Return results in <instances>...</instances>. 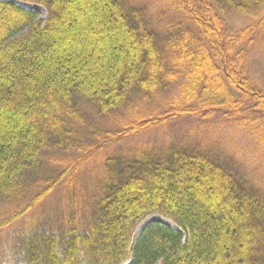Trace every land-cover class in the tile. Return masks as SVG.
I'll use <instances>...</instances> for the list:
<instances>
[{
  "label": "trees",
  "instance_id": "1",
  "mask_svg": "<svg viewBox=\"0 0 264 264\" xmlns=\"http://www.w3.org/2000/svg\"><path fill=\"white\" fill-rule=\"evenodd\" d=\"M149 5L0 0V264H264L262 169L248 180L201 148L239 142L263 167L264 87L248 65L264 63V0ZM179 119L202 123L159 150L114 149ZM52 154L59 172L30 177ZM59 187L51 224L28 226ZM154 215L174 227L135 244Z\"/></svg>",
  "mask_w": 264,
  "mask_h": 264
},
{
  "label": "rangeland",
  "instance_id": "2",
  "mask_svg": "<svg viewBox=\"0 0 264 264\" xmlns=\"http://www.w3.org/2000/svg\"><path fill=\"white\" fill-rule=\"evenodd\" d=\"M141 5L150 7L155 0H140ZM23 6L35 9L40 13L41 18H46L47 13L46 10L42 7L31 5L24 3ZM152 7V6H151ZM38 8H42L43 11H41ZM151 11V10H150ZM248 69L252 72L253 77L259 83L260 86L264 87V63L263 61L257 57L252 58ZM88 121L91 122L95 127L98 128V130H110L112 129V123L106 119H101L97 117L94 113H89ZM202 122H198V120L195 119H179L176 120L164 127L151 130L145 134H142L134 139H131L129 141H125L122 144L118 145L114 149L117 151H126V150H133L137 147H141V145L147 143L148 145H151L152 148H155L157 150L161 149L165 144L168 143H176L179 142L182 136L187 132L188 129L195 128L197 129L199 125ZM116 129H119V127H116ZM224 136V135H223ZM227 138L231 139H237L233 136H226ZM210 139V138H209ZM220 139L225 142H228V140L223 139L220 137ZM203 144L201 145V148L205 150L208 153H211L215 156H220L226 160L225 157H231L234 158L236 161L235 167L236 170L242 174L241 176L251 180V179H258V176L260 175L261 169H262V177L264 178V163H262L263 167H258L260 163H258L259 159L255 158L253 161L248 157V155L245 157L243 154L245 150L238 144L239 142H232L231 144H226L223 148L221 147L220 143L217 141H213L212 139H204ZM235 151L237 155L235 154ZM111 153V152H110ZM110 153H105L106 156H108ZM52 157H62L60 154H52V156L47 155L43 159V165H41L37 170L33 171L29 176L36 179H46L45 177H52L56 173L59 172L61 169V166H55V163L52 162ZM230 160V159H229ZM227 161V160H226ZM257 161V162H256ZM249 162V163H248ZM258 163V164H257ZM255 168V169H254ZM257 172V173H256ZM93 173V172H92ZM92 173H82V176L80 177V180L85 179L86 181L89 180L92 175ZM261 187H264V180H262ZM63 189L61 187L58 188L52 195L48 197V199L37 209L35 210L31 216H29L27 225H31V221H37L39 225L44 224H51L52 218L56 214L57 206L59 205L62 197H63ZM165 220L164 218L154 215L149 217L146 221H144L138 228L136 237H135V244L138 240V238L141 236L142 232L150 225L155 223H163L160 221L161 219ZM172 224L174 227V224ZM164 224H166L164 222Z\"/></svg>",
  "mask_w": 264,
  "mask_h": 264
},
{
  "label": "bare ground",
  "instance_id": "3",
  "mask_svg": "<svg viewBox=\"0 0 264 264\" xmlns=\"http://www.w3.org/2000/svg\"><path fill=\"white\" fill-rule=\"evenodd\" d=\"M38 9H40L41 11H43V9L42 8H38ZM161 219V218H160ZM160 221H162L163 223L165 222L166 224H168V225H170V226H172V224H170L169 222H166V221H164V220H160Z\"/></svg>",
  "mask_w": 264,
  "mask_h": 264
}]
</instances>
